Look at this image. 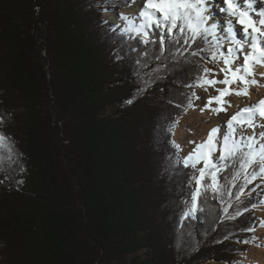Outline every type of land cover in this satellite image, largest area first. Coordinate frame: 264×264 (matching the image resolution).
Segmentation results:
<instances>
[{"label": "trees", "instance_id": "trees-1", "mask_svg": "<svg viewBox=\"0 0 264 264\" xmlns=\"http://www.w3.org/2000/svg\"><path fill=\"white\" fill-rule=\"evenodd\" d=\"M125 7L107 0L111 12ZM105 10L0 0V264L232 263L253 235L243 229L260 190L236 200L244 173L233 180L229 167L183 215L195 181L169 122L188 109L169 100L185 102L197 70L155 59L158 46L129 51Z\"/></svg>", "mask_w": 264, "mask_h": 264}, {"label": "snow or ice", "instance_id": "snow-or-ice-1", "mask_svg": "<svg viewBox=\"0 0 264 264\" xmlns=\"http://www.w3.org/2000/svg\"><path fill=\"white\" fill-rule=\"evenodd\" d=\"M100 3L104 4L107 10V0H100ZM131 3L138 6V11L121 13L118 17L120 22L110 25L108 31L114 35L118 34L119 40L129 51H137L139 45L158 46L159 55H156L155 59L163 62L171 57L176 65L194 66L197 71L193 74V79L182 83V87L204 88L205 91L211 87L217 93L216 96L208 97L207 102L200 108L201 112L206 109L216 115L227 112L225 105H233L224 97L249 96V86H257L260 83L255 77L259 75L264 78V72L257 71L258 67H264V7H257L258 4L264 5V0H131ZM113 6H130L129 0H124L123 5L119 4V0H113ZM216 13L220 14L219 19ZM103 23L108 24V21ZM225 43L229 45L226 49ZM147 54V51L138 53L136 63L143 65L144 62L139 57ZM116 58H122L119 51L116 52ZM241 59L242 63H236ZM200 60L216 64L222 61L223 66L219 68V73H222L224 78L216 79L218 73L215 67H204L199 63ZM209 75L211 79L208 78ZM217 84L224 87L215 88ZM236 84L242 87H233ZM142 91L144 89H138V92ZM180 95L185 96L184 103L171 99L169 103H174L175 107L184 111L195 107L193 100L201 99L195 91ZM127 102L132 103V100ZM213 104L217 106L213 108ZM257 117L264 121V99L239 109L223 126L211 128L206 139L200 143L189 141L195 147L183 158V166L192 169L190 173L185 174L188 178L186 182L191 184L194 180L196 190L189 193L191 209L183 215L196 212L197 200L204 190L210 187L214 194L217 192L220 187L219 174L229 167L233 170V180L239 178L241 171L244 173L245 185L235 194L236 200H240L245 194L243 189L247 184H251L258 177H264V142H261L264 141V131H255L258 127L264 128V123H257ZM175 123L170 121L169 127H174ZM248 129L252 130L251 134L247 132ZM4 139L3 134H0V145ZM217 145H220V155L213 159ZM174 147L179 149V145ZM201 164L203 166L198 168L197 165ZM237 164L240 171H235ZM252 165L255 167H251L249 171ZM172 171L175 174L174 165ZM16 183L22 181L17 180ZM252 191H255V188ZM247 210V207L243 211L237 208L233 215L240 216ZM243 231L253 232L254 228L249 226ZM224 239L229 237L225 236ZM241 242L250 241L245 239Z\"/></svg>", "mask_w": 264, "mask_h": 264}, {"label": "bare ground", "instance_id": "bare-ground-1", "mask_svg": "<svg viewBox=\"0 0 264 264\" xmlns=\"http://www.w3.org/2000/svg\"><path fill=\"white\" fill-rule=\"evenodd\" d=\"M257 7H264V5H257ZM132 11H138V6H127L124 9L125 13H131ZM112 20H115L112 18ZM228 47L229 45L225 43ZM258 72H264V67H258ZM224 78V77H223ZM222 78V79H223ZM260 83L257 86H249V96H236L231 95L230 98H224L232 102V107H227V112H221L219 115L212 113L210 110H205L204 112L200 111V108L203 107L204 103L207 102L208 96L206 97L203 105L199 102L196 103V106L193 109H190L181 119L180 125L175 130V140L178 141L185 150V157L192 151L195 145L189 143V141H196L200 143L205 140L209 130L217 125L223 126L228 118L239 109H242L248 105L256 104L259 100L264 99V78L257 75L255 77ZM221 85V84H220ZM224 87V85H222ZM235 88L242 87L239 84L233 85ZM216 104H213L212 107H216ZM257 123H264L259 117H257ZM239 131V130H238ZM257 133L264 131L263 128L255 129ZM247 132L251 134L252 130L248 129ZM219 138V134H218ZM264 142V141H261ZM218 158L220 155V145H217V151L213 154V158ZM203 166V165H202ZM260 226V225H258ZM262 226V225H261ZM259 232H262V238L260 245L264 246V227L257 228ZM264 249V248H263ZM262 250V249H261ZM243 264H264V250L262 253H256L254 256L246 257V261Z\"/></svg>", "mask_w": 264, "mask_h": 264}, {"label": "rangeland", "instance_id": "rangeland-1", "mask_svg": "<svg viewBox=\"0 0 264 264\" xmlns=\"http://www.w3.org/2000/svg\"><path fill=\"white\" fill-rule=\"evenodd\" d=\"M129 5L130 6H136V4H132L131 3V0H129ZM126 8V7H125ZM124 8V9H125ZM124 9L120 11V13H117L116 11L115 12H111L109 10H105L103 12V16L104 18L106 19V21H108V23L110 24H118L120 21L118 20V17L121 13H125L124 12ZM127 14V13H125ZM217 19H219L220 17V14L219 13H216L215 14ZM112 18H114L115 20H112ZM228 46L225 44L224 45V48L226 49ZM236 63H242V59L241 60H238ZM208 65L211 67V68H214L216 69V72L218 73V75L215 77L216 79H222L223 78V74L222 73H219V68L223 66V63L222 61L219 63V64H216L215 62H210L208 63ZM209 79H211L212 77L209 76L208 77ZM215 88H223L222 84H217L215 85ZM195 93L197 96H199L201 99L200 100H195L193 102V104L196 106V103L199 102L201 105H203L206 97L209 95V96H216L217 93L216 91L214 90V88H211L209 87L207 89V91L204 90V88H195ZM208 96V97H209ZM224 98H230L229 96H226ZM190 109H193V108H189L176 122V127L173 129V135H172V138L173 140L175 141V143L177 145H179V156H180V159L183 161V158L185 157V150L183 149L182 145L180 143H178V141L175 140V137H174V134H175V130L178 128V126L180 125V121L182 119V117L190 110ZM109 114V113H108ZM256 129H260L259 127L256 128ZM264 130V128H263ZM257 147H259V144L257 145ZM213 159H217L215 158V155H214V158ZM255 165H252L250 166L253 167ZM197 167H202V164L201 165H197ZM249 168V169H250ZM199 175V173H197V176ZM258 186V187H257ZM251 187V188H249ZM195 188H196V185H195ZM255 188V191H249V189H254ZM244 195L241 196V197H246V196H252L254 192L256 191H259V195L257 196L256 200H255V207L252 206L248 211L252 212L253 213V218H252V221L254 222V231L252 232V237L250 238V242L249 243H239L240 244V247H246L244 252H240L238 255L235 256L234 258V261L231 263V264H243L245 261H246V257H250L251 255L254 256V254L256 253H262V251L264 250V246L260 245L259 243L261 242V238H262V232H259L257 228L259 227H264V177H258L256 180H254L251 184H247L245 187H244ZM260 225V226H258ZM262 225V226H261ZM262 249V250H261ZM216 264V263H214ZM224 264H227V263H224ZM229 264V263H228Z\"/></svg>", "mask_w": 264, "mask_h": 264}]
</instances>
